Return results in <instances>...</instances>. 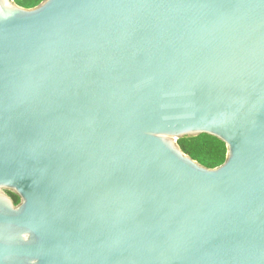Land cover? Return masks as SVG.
Segmentation results:
<instances>
[{"label":"water","instance_id":"obj_1","mask_svg":"<svg viewBox=\"0 0 264 264\" xmlns=\"http://www.w3.org/2000/svg\"><path fill=\"white\" fill-rule=\"evenodd\" d=\"M0 264H264V0H0Z\"/></svg>","mask_w":264,"mask_h":264},{"label":"trees","instance_id":"obj_2","mask_svg":"<svg viewBox=\"0 0 264 264\" xmlns=\"http://www.w3.org/2000/svg\"><path fill=\"white\" fill-rule=\"evenodd\" d=\"M12 1L21 8L32 9L44 0ZM177 145L186 156L206 169H216L226 159L227 150L224 143L208 135L202 134L194 137H184L177 140ZM6 194L11 198L15 206L20 203L19 198L15 194L11 192H6Z\"/></svg>","mask_w":264,"mask_h":264}]
</instances>
